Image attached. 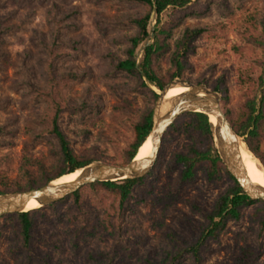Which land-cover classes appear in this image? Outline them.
<instances>
[{
    "label": "rangeland",
    "instance_id": "obj_1",
    "mask_svg": "<svg viewBox=\"0 0 264 264\" xmlns=\"http://www.w3.org/2000/svg\"><path fill=\"white\" fill-rule=\"evenodd\" d=\"M192 6L205 11L184 18L173 39L184 28L201 27L204 32L195 41L190 69L182 79L210 83L223 76L228 107L236 112L243 93L256 88L261 78L264 83L262 52L242 36L263 14L264 0H194ZM146 11L139 0H0V23L6 29L0 38V171L9 180L17 175L25 146L34 156H49V65L56 74L77 76L57 87L59 98L70 105L59 124L74 147H96L113 158L127 146L133 124L148 103L134 78L113 69L111 56L125 57L128 36L137 30L129 19ZM169 13L162 14L163 22ZM156 27L153 13L149 36L137 49V62L152 43ZM81 131H88L86 137ZM184 149L183 138L162 142L152 174L135 191L139 194L151 184L176 195V203L166 212L149 202L136 206L130 199L128 208L118 212L120 227L114 238H90L86 231L96 217H103L111 199L81 189L80 204L69 199L37 220L30 247L12 234L10 222L0 227V264H164L177 248L170 234L196 241L206 213L226 187L200 176L182 184L170 159ZM258 168L264 172L259 163ZM242 235L260 254L252 264H264V231L246 218L229 222L217 241L201 247V263L234 264ZM181 264L193 263L186 256Z\"/></svg>",
    "mask_w": 264,
    "mask_h": 264
},
{
    "label": "trees",
    "instance_id": "obj_2",
    "mask_svg": "<svg viewBox=\"0 0 264 264\" xmlns=\"http://www.w3.org/2000/svg\"><path fill=\"white\" fill-rule=\"evenodd\" d=\"M147 7L144 15L129 19L137 28L136 32L128 36V46L124 50L125 57L111 56L113 69L125 73L136 80V89L147 99L148 106L133 124V131L127 146L116 157L110 158L105 152L96 147L76 149L59 124L64 110L70 105L62 101L57 95V87L67 80H74L73 73L56 74L53 65H49V83L51 92V113L47 116L49 129L46 131L50 143L49 156L32 155L25 146L17 167V175L13 180L0 171V195L13 192H24L39 189L60 177L74 173L92 162H105L111 165H126L130 163L136 152L145 143L152 128V111L158 94L153 88L161 91L175 79H182L190 69L188 58L196 51L195 41L204 32V28H184L181 34L173 39L174 30L183 22L184 18L204 12L205 9L193 10L194 0H139ZM170 10L167 20L162 21V14ZM156 15L157 27L153 32V41L144 47L142 57L137 62V49L147 40V26L152 14ZM6 29L1 27L0 38ZM242 36L247 44L260 49L262 52V66L264 67V12L248 27ZM57 58V55H53ZM191 81V80H189ZM196 84H207L208 88L221 93V106L235 132L264 167V83L262 78L256 88L243 93V99L236 112L228 107V88L223 76L210 83L197 78L192 80ZM259 89L260 92L258 91ZM259 101H258V93ZM88 131L80 134L86 137ZM2 129L0 128V136ZM183 138L185 149L174 152L170 159L171 169L179 171L182 184L193 182L198 176L210 183L223 182L226 187L218 197L212 209L206 213L205 223L196 241H190L184 236L171 233L177 242V248L170 253L164 264H181L189 257L193 264H202L201 247L210 241H217L225 231L229 222L246 218L249 223L258 225L264 231V201H253L242 191L237 181L227 171L220 160L213 141V125L209 118L199 112L184 113L175 119L163 137V142ZM144 142V143H143ZM262 167V168H263ZM264 169V168H263ZM152 173L140 179H123L118 181L95 182L81 189L102 192L111 202L102 218L96 217L91 228L86 231L90 238L104 240L114 238L118 212L128 208L130 199H134L136 206L149 202L159 207L163 212L169 210L177 201V196L170 191L157 189L149 185L141 193L135 194L137 188L145 183ZM65 197L63 200L35 211L9 214L0 217V227L6 222L11 223L12 234L30 247L33 240V228L38 219L45 216L46 211L69 199L78 205L83 200L82 191ZM234 264H252L259 257V253L249 246L244 236Z\"/></svg>",
    "mask_w": 264,
    "mask_h": 264
},
{
    "label": "water",
    "instance_id": "obj_3",
    "mask_svg": "<svg viewBox=\"0 0 264 264\" xmlns=\"http://www.w3.org/2000/svg\"><path fill=\"white\" fill-rule=\"evenodd\" d=\"M178 87L187 90L177 96L166 97L170 89ZM221 99V93L209 89L206 84L198 85L183 79L173 80L158 92L153 107L152 128L149 136L145 139L146 141L149 137L152 138V151L147 159L135 161L134 157L126 165L92 162L76 170L80 171V175L68 185H56L52 181L39 189L2 194L0 195V217L26 212L24 211L25 203L29 199L36 200L40 207H46L95 182L140 179L147 176L157 161L165 133L176 118L188 112H199L208 118L209 116L215 117L216 121L212 123L213 141L220 160L248 198L253 201H264V188L250 183L246 177L240 149L241 145L246 149L247 147L229 123L221 108Z\"/></svg>",
    "mask_w": 264,
    "mask_h": 264
},
{
    "label": "bare ground",
    "instance_id": "obj_4",
    "mask_svg": "<svg viewBox=\"0 0 264 264\" xmlns=\"http://www.w3.org/2000/svg\"><path fill=\"white\" fill-rule=\"evenodd\" d=\"M186 88H172L167 93V98L177 96L184 91ZM211 123H215L216 119L214 116H209ZM152 151V138L149 137L145 143L138 149L135 155V161H143L149 157ZM241 160L245 169L246 177L250 183L255 184L259 187L264 188V172L258 168V161L255 160V157L244 147L241 145L240 149ZM260 165V163H259ZM261 166V165H260ZM262 168V166H261ZM80 175V171H75L74 173L64 175L59 179L54 181V184H64L68 185L72 183L78 176ZM41 208L40 205L34 199H29L25 203L24 211L30 212L35 211Z\"/></svg>",
    "mask_w": 264,
    "mask_h": 264
}]
</instances>
